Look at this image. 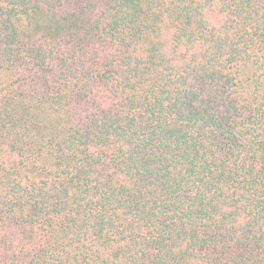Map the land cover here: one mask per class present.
I'll return each instance as SVG.
<instances>
[{
	"label": "trees",
	"instance_id": "trees-1",
	"mask_svg": "<svg viewBox=\"0 0 264 264\" xmlns=\"http://www.w3.org/2000/svg\"><path fill=\"white\" fill-rule=\"evenodd\" d=\"M0 264H264V0H0Z\"/></svg>",
	"mask_w": 264,
	"mask_h": 264
},
{
	"label": "rangeland",
	"instance_id": "rangeland-1",
	"mask_svg": "<svg viewBox=\"0 0 264 264\" xmlns=\"http://www.w3.org/2000/svg\"><path fill=\"white\" fill-rule=\"evenodd\" d=\"M14 159H15V155L13 153H11L9 151V149L4 148V149L0 150V160L10 161V160H14Z\"/></svg>",
	"mask_w": 264,
	"mask_h": 264
}]
</instances>
